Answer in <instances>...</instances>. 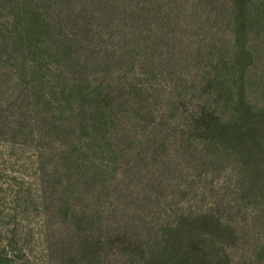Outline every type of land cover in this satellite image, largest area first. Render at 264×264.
I'll list each match as a JSON object with an SVG mask.
<instances>
[{
	"label": "rangeland",
	"instance_id": "374dc122",
	"mask_svg": "<svg viewBox=\"0 0 264 264\" xmlns=\"http://www.w3.org/2000/svg\"><path fill=\"white\" fill-rule=\"evenodd\" d=\"M203 110L264 128V0H0V264H160L141 229L204 215L242 228L204 264H264V143Z\"/></svg>",
	"mask_w": 264,
	"mask_h": 264
},
{
	"label": "trees",
	"instance_id": "16d2710c",
	"mask_svg": "<svg viewBox=\"0 0 264 264\" xmlns=\"http://www.w3.org/2000/svg\"><path fill=\"white\" fill-rule=\"evenodd\" d=\"M38 23L40 20L37 18ZM118 89H121L117 87ZM85 100H92L93 93H81ZM248 111H251L248 108ZM216 111H201L196 112L190 116L191 120L195 123L197 129L199 127L201 130H204L206 133L214 134L216 133V137H212V139H208L207 147L214 148L217 150L224 149L223 144L230 147L231 149L240 151L241 146H246L249 149V153H252L253 147L252 143H264V128L257 120V117L261 114H255L253 117L244 116L239 114V111L236 112L235 116L229 121L224 122L225 125H222L221 119L218 116H215ZM216 119L217 126H212L207 124L205 127H201L202 122H207L209 119ZM212 119V120H213ZM187 157V156H186ZM253 160V156H249ZM258 171V170H257ZM252 176L261 182L264 183V171L256 172V170L252 171ZM248 189V188H247ZM218 209V206H217ZM160 216L165 215L162 211H159ZM181 218V217H179ZM166 219V218H165ZM262 222L260 223V232L262 235L258 239H254L255 244H261L259 241L264 240V215H262ZM196 220L197 222L196 224ZM189 221V223L187 222ZM256 218L253 217V223L256 226ZM223 219L221 217L215 219L211 216H203V218L196 217H183L181 218V222L178 224L171 225L170 232L167 234L160 233L158 230L155 232L156 235L153 237L151 232H147L146 228L141 229L144 231L145 235L144 239L147 240V243L151 242V244H156L159 248L160 253L155 257H149V259L158 260L160 264H162L163 260H169L176 264H204L205 260L209 263L213 262V259L208 255V250L210 247H213L214 244L211 243L212 235L210 233L205 234H197V231L201 233L204 229L210 230H218L225 229L230 232L231 236L235 239L236 235L242 230L238 225H232L230 227L223 226ZM150 228V227H149ZM194 229V230H193ZM116 233L120 231L119 228H113ZM193 230V231H191ZM255 233V232H254ZM250 234L249 231H246V235ZM256 235V233H255ZM158 237V239L156 238ZM153 238V241H150ZM201 242L198 245V240ZM209 243V244H208ZM262 248H264V244H262ZM260 253V251H259ZM210 258V260H209Z\"/></svg>",
	"mask_w": 264,
	"mask_h": 264
}]
</instances>
